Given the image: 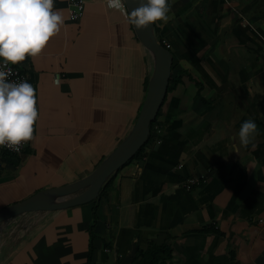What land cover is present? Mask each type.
Returning a JSON list of instances; mask_svg holds the SVG:
<instances>
[{
  "label": "crops",
  "instance_id": "0c3cea01",
  "mask_svg": "<svg viewBox=\"0 0 264 264\" xmlns=\"http://www.w3.org/2000/svg\"><path fill=\"white\" fill-rule=\"evenodd\" d=\"M69 7L54 0L64 25L15 64L38 118L22 155L0 152V209L88 175L145 101L153 59L134 26L107 0H86L79 21ZM155 27L181 80L153 142L96 201L0 224V264H135L152 240L172 245L173 264H264V0H170ZM248 119L258 131L245 145Z\"/></svg>",
  "mask_w": 264,
  "mask_h": 264
},
{
  "label": "clouds",
  "instance_id": "9594fccd",
  "mask_svg": "<svg viewBox=\"0 0 264 264\" xmlns=\"http://www.w3.org/2000/svg\"><path fill=\"white\" fill-rule=\"evenodd\" d=\"M139 6L126 9V0H107V7L125 15L128 23L145 29L157 21H167L170 0H138ZM65 23L61 10H54V0H0V146L19 150L31 140L38 118L33 85L24 80L8 79L2 69L39 56L50 39ZM258 131L254 120H245L239 140L247 145Z\"/></svg>",
  "mask_w": 264,
  "mask_h": 264
},
{
  "label": "water",
  "instance_id": "95a60500",
  "mask_svg": "<svg viewBox=\"0 0 264 264\" xmlns=\"http://www.w3.org/2000/svg\"><path fill=\"white\" fill-rule=\"evenodd\" d=\"M126 6L131 11L139 6L138 0H126ZM133 26L138 39L152 56L153 71L145 101L130 134L85 177L42 189L0 209V224L27 212L63 210L96 200L109 177L128 163L146 143L168 92L174 57L158 39L155 23L143 30Z\"/></svg>",
  "mask_w": 264,
  "mask_h": 264
},
{
  "label": "trees",
  "instance_id": "16d2710c",
  "mask_svg": "<svg viewBox=\"0 0 264 264\" xmlns=\"http://www.w3.org/2000/svg\"><path fill=\"white\" fill-rule=\"evenodd\" d=\"M155 32H157V27H155ZM159 40H160L162 45L167 46L163 42L162 39H159ZM172 70H173V68H172ZM180 80H181L180 76L175 77V78H171L168 90L170 88L174 87V85H176ZM148 82H149V79L147 81V85H148ZM146 94H147V91L145 92L144 100H145ZM198 95L200 96V92L198 93ZM143 102L141 104V107L143 105ZM156 120H157V118H156ZM152 132H153V128L151 126V133H150L148 140L146 141V143L141 147V149L134 155V157L130 161H132L136 158H140L141 156L144 155L146 148L153 142L154 137H153ZM128 163H126L124 166H126ZM124 166H122L112 176L109 177V179L106 181V183L102 187L99 197L104 195V192L110 186V183H111L113 176L116 175V173L119 172ZM94 201H96V200H94ZM96 217H97V213L95 210V213H94L95 220H96ZM203 232H209V229H204ZM217 232L220 233L219 230H217ZM172 257H173V247L171 244L168 243V241L163 242V243H157L155 240H152L147 249H142L141 247H138V251H137V254L135 257V264H173V262L171 261Z\"/></svg>",
  "mask_w": 264,
  "mask_h": 264
},
{
  "label": "built area",
  "instance_id": "2783aa9c",
  "mask_svg": "<svg viewBox=\"0 0 264 264\" xmlns=\"http://www.w3.org/2000/svg\"><path fill=\"white\" fill-rule=\"evenodd\" d=\"M69 19L71 21H79L81 20L86 13V0H70V7H69ZM10 68V73L8 76V79L10 81L13 82H20V81H28V77L25 73H23V71H21L18 67H16L15 65H9L8 68H4L2 70L8 72ZM151 78V76H150ZM149 78V81H150ZM149 85V82H148ZM155 124V123H154ZM154 124L152 125V128L154 127ZM27 145V142L22 143L19 146V150H13L10 149L8 147H2L0 146V152H8L10 154L16 155V156H20L24 153L25 147ZM2 168H3V161L2 159H0V174L2 172ZM205 176H200V177H191L188 179V183L187 186L189 189H191L194 186H198L200 185L203 181H205Z\"/></svg>",
  "mask_w": 264,
  "mask_h": 264
},
{
  "label": "rangeland",
  "instance_id": "374dc122",
  "mask_svg": "<svg viewBox=\"0 0 264 264\" xmlns=\"http://www.w3.org/2000/svg\"><path fill=\"white\" fill-rule=\"evenodd\" d=\"M158 38H160V37H158ZM151 69H152V71H153V67L151 66ZM137 120V119H136ZM136 122V121H135ZM135 124V123H134ZM133 126L134 125H132L131 127H129L128 129H127V131H126V134L124 135V136H122L121 138H119L118 140H117V143L114 145V147H112L111 148V152L117 147V145L118 144H120L129 134H130V132H131V130H132V128H133ZM158 130V126H157V124L155 123L154 124V127H153V131H157ZM109 145H106V147L104 148L105 149V151H107L108 149H109ZM104 149L103 150H101V154L103 153V151H104ZM109 154H106V156L103 158V160L108 156ZM102 160V161H103ZM102 161H101V163H102ZM100 165V164H99ZM98 167V166H97ZM88 174V173H87Z\"/></svg>",
  "mask_w": 264,
  "mask_h": 264
}]
</instances>
